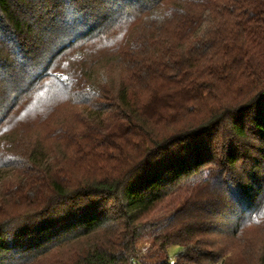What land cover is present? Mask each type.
<instances>
[{"label": "trees", "instance_id": "trees-1", "mask_svg": "<svg viewBox=\"0 0 264 264\" xmlns=\"http://www.w3.org/2000/svg\"><path fill=\"white\" fill-rule=\"evenodd\" d=\"M87 48L90 67L65 85L99 113L65 169L39 143L10 155L20 177L0 198V264H237L246 252L207 236L222 234L221 204L220 224L240 209L231 239L246 217L264 221V0H0V129ZM96 57L128 74L111 94ZM207 164L141 252L144 217ZM255 252L264 264V243Z\"/></svg>", "mask_w": 264, "mask_h": 264}, {"label": "rangeland", "instance_id": "rangeland-1", "mask_svg": "<svg viewBox=\"0 0 264 264\" xmlns=\"http://www.w3.org/2000/svg\"><path fill=\"white\" fill-rule=\"evenodd\" d=\"M87 49L88 52L86 51L82 57L78 56L77 51L70 52L67 55L66 62L62 61L61 67L55 72L53 79L48 82V86L43 88L42 93L37 96L36 102H23L18 109L11 113L9 123L0 129V198L5 197L4 194L7 189L9 190L11 187L17 186L16 184L18 183L15 181L20 177L18 170L13 172L12 175L7 176L10 171L4 166L10 161V155H15L16 157L20 155V152L28 148L29 145L39 143L43 151L50 156L54 165L65 169L69 166L66 160H69L71 163V152L77 146L84 145L82 144L84 141L80 140V144L76 140V137H78L77 135H79L80 130L89 127V124H91L86 117L99 113V110L96 109L98 107L96 103L98 102L95 100V104L73 105L72 103L75 101L72 100L73 94L78 90V87L80 88V84L74 80V83H71L70 87L67 88L65 82L68 75L74 79L76 75L79 77L82 67L86 66L87 69L90 67V62L88 61L91 49ZM94 60L92 61L95 62L93 68L96 73L101 74V79L108 81L106 89L109 90L110 94L116 91V86L121 80L128 79V74L126 72L124 74L122 70L117 68H112L110 72H106L102 67L104 61L101 58L96 57ZM61 68H64V70L62 71ZM84 88L94 89L92 86H88V84H85ZM83 96L84 94L82 93V96L78 100L84 99ZM102 100L104 101V99ZM91 106L95 107V109H90ZM213 168L214 165L207 164L200 172L179 184L152 212L144 217L143 226L141 227V239L138 243V249L141 252L149 248L150 235L169 224V221L177 215L181 206L191 196L193 189L206 179ZM76 171L74 169L73 173ZM262 188H264V185H262ZM259 202H264V191H262ZM247 205L248 203H245L242 209L247 207ZM225 206L226 204H221L215 208V211L218 212L216 214L218 217L226 213ZM239 215L240 209L236 212L235 216H230L224 224L217 222L218 217H213L212 220L215 223L213 226L215 228L220 226L222 234L219 237H214L213 234H210L207 236V239H211L212 241L214 238L218 242V245L226 247L227 252L230 251L233 255L246 252L244 256L238 259L237 264H253L255 251L264 243V221L258 226H253L245 222L247 220L246 217L241 222L244 223L242 235L231 239L227 233L232 231L235 220ZM178 216L179 213L176 217ZM177 252L178 247L176 246L168 249L171 259Z\"/></svg>", "mask_w": 264, "mask_h": 264}]
</instances>
